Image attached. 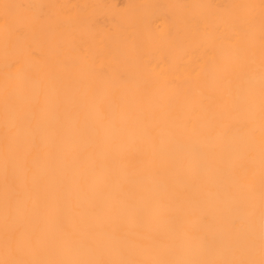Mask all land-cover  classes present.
<instances>
[{
  "label": "bare ground",
  "instance_id": "bare-ground-1",
  "mask_svg": "<svg viewBox=\"0 0 264 264\" xmlns=\"http://www.w3.org/2000/svg\"><path fill=\"white\" fill-rule=\"evenodd\" d=\"M0 264H264V0H0Z\"/></svg>",
  "mask_w": 264,
  "mask_h": 264
}]
</instances>
